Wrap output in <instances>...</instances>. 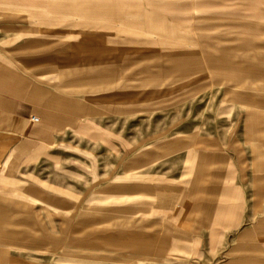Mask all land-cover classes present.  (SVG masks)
Returning <instances> with one entry per match:
<instances>
[{
	"label": "rangeland",
	"instance_id": "1",
	"mask_svg": "<svg viewBox=\"0 0 264 264\" xmlns=\"http://www.w3.org/2000/svg\"><path fill=\"white\" fill-rule=\"evenodd\" d=\"M0 92V264H264V0H0Z\"/></svg>",
	"mask_w": 264,
	"mask_h": 264
},
{
	"label": "crops",
	"instance_id": "2",
	"mask_svg": "<svg viewBox=\"0 0 264 264\" xmlns=\"http://www.w3.org/2000/svg\"><path fill=\"white\" fill-rule=\"evenodd\" d=\"M37 111L39 109L33 103L0 92V162L8 157L13 146L19 147L26 141L38 142L47 137V125L31 120ZM17 138L19 142L15 141Z\"/></svg>",
	"mask_w": 264,
	"mask_h": 264
},
{
	"label": "built area",
	"instance_id": "3",
	"mask_svg": "<svg viewBox=\"0 0 264 264\" xmlns=\"http://www.w3.org/2000/svg\"><path fill=\"white\" fill-rule=\"evenodd\" d=\"M31 120L34 121V122H37V121H39L40 119H39V117H37L36 115H33V116L31 117Z\"/></svg>",
	"mask_w": 264,
	"mask_h": 264
}]
</instances>
